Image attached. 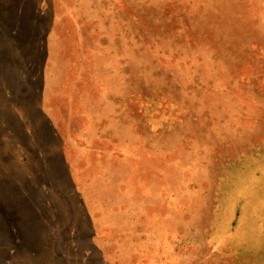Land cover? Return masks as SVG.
I'll use <instances>...</instances> for the list:
<instances>
[{"label":"rangeland","instance_id":"1","mask_svg":"<svg viewBox=\"0 0 264 264\" xmlns=\"http://www.w3.org/2000/svg\"><path fill=\"white\" fill-rule=\"evenodd\" d=\"M220 2L0 0V264H264V0Z\"/></svg>","mask_w":264,"mask_h":264},{"label":"trees","instance_id":"2","mask_svg":"<svg viewBox=\"0 0 264 264\" xmlns=\"http://www.w3.org/2000/svg\"><path fill=\"white\" fill-rule=\"evenodd\" d=\"M220 1L221 2L217 4L218 6H214V7H209V6L205 5L206 3H202L199 7V11H200L199 14H200V16H206V14H211L213 22H214V20H216V22L221 21V23H222L221 25H223L225 28L224 33L228 34L229 36H232L233 34L231 33V31H232L231 29H233L232 28L233 24L226 22V21H229L228 18L230 16V14L232 13L231 11H228V10L230 9L231 6L237 7L238 3L234 2L232 4H228L226 2L228 0H226V1L220 0ZM232 1H234V0H232ZM208 10H211V13ZM212 19H210V20H212ZM228 27H230L231 29L227 30ZM224 33H223V36L225 35ZM253 175H254L255 179H258V178H261L264 174L259 169V171L256 170V172ZM230 181H232V178H230ZM260 181H261V179H260ZM235 185H239V183L237 182ZM252 187H253V182L252 183L250 182L249 184H247L246 188H244L242 190H238L239 186L236 188L233 187V190H235V191L238 190V191H236V193L234 195L232 217H231V221L229 222L230 227L223 234L220 235L219 240H224L225 242L226 241L230 242L233 238H235L238 235L237 230H239L238 227H239L240 222H241V218H242L241 215H242L243 209L245 208L247 202L249 201V197H252L250 195V191H251ZM213 253H216L213 256H218V254H219L215 250L213 251ZM219 255L223 256L222 254H219ZM243 264H244V262H243Z\"/></svg>","mask_w":264,"mask_h":264}]
</instances>
